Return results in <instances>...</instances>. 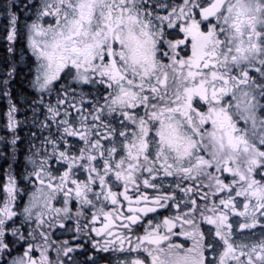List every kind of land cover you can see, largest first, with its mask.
<instances>
[{
  "label": "snow or ice",
  "instance_id": "6c2138e0",
  "mask_svg": "<svg viewBox=\"0 0 264 264\" xmlns=\"http://www.w3.org/2000/svg\"><path fill=\"white\" fill-rule=\"evenodd\" d=\"M0 264H264V0H0Z\"/></svg>",
  "mask_w": 264,
  "mask_h": 264
}]
</instances>
